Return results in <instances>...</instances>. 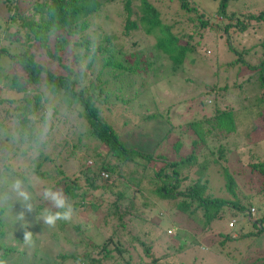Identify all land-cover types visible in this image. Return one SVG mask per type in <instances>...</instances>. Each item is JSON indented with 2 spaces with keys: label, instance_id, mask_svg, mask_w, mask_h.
I'll list each match as a JSON object with an SVG mask.
<instances>
[{
  "label": "rangeland",
  "instance_id": "obj_1",
  "mask_svg": "<svg viewBox=\"0 0 264 264\" xmlns=\"http://www.w3.org/2000/svg\"><path fill=\"white\" fill-rule=\"evenodd\" d=\"M10 1L16 5L20 12L28 13L27 10L34 0ZM193 1L200 6V12L205 10L208 15L212 16L211 21L213 23H215L214 18L221 20L216 13L218 0ZM153 2L160 10L164 23L172 24V30L180 33L183 25L174 22V20L181 18L187 22L188 19L185 12L180 11L179 1L154 0ZM263 6L264 0H230L228 3V8L233 13L240 15L249 12L258 13ZM4 10L5 6L0 3V47L4 46L13 52L21 51L24 45L8 37L9 33H13L20 27H17L16 23L6 24L4 22L7 18ZM122 11L120 4L106 5L100 16L92 19L90 27L83 34L84 38L90 41V48H85L79 44L70 46L71 49L63 54L65 59L62 58L58 64L53 63L55 68L64 72L65 69L60 68L62 63H69L68 58L75 59L74 65L85 68L87 79H92L99 71L102 80L113 79L108 82L110 89L104 91L112 102L101 103L100 107L103 117L117 132L121 140L134 149L149 152L155 156L163 155L168 160H176L177 157L186 155L190 150V139L196 137L191 130H185L184 140L186 142L180 151L174 150L176 138H181V131L177 126L184 125L190 120L201 119L200 117L209 115L210 111L216 108L228 107L231 109L236 132L223 138L214 134L216 129L212 133H207V145L201 149L199 161L203 162V157L216 158L219 155L220 145L223 146L226 153L228 160L226 164L229 170L238 168L250 161L251 155H254L255 160H260V157L264 156V136L257 132L259 124L257 114L264 108V105L263 108H260L257 103L259 93L262 91L257 80L258 74L252 73L242 62L232 64L233 66L227 65L236 59L237 53L228 48L225 39L215 35H208L205 38L206 46H208L206 49L202 47V51L192 53L190 57L193 61L188 59L185 61L186 69H174L167 57L155 49L156 39L153 35L147 34L143 30L125 32L126 18ZM214 26L216 27V23ZM19 33H22L21 29ZM263 33L264 25L259 24L254 30L251 29L231 37L233 46L240 49L239 51L247 62H258V56L264 50V45L259 44ZM105 36L111 38V44L104 41ZM98 43L110 49L121 51L129 62H133L136 55H139V59L143 63L147 60L152 61V64L139 77L147 82V88L142 89L141 86L131 83L128 79L120 80L119 78L123 77V74L113 78V75L119 70L104 65L105 53L98 51L94 54L92 52ZM254 45L255 47H252ZM243 48L244 52L241 50ZM31 49L40 61L50 60L37 46H32ZM72 53H77L80 57L74 58ZM116 58H119V55H116ZM89 60L94 61L91 62L90 67H88ZM0 65V99L8 97L22 101L25 98L32 99L33 94L38 92L42 93L43 98L46 99L44 103L46 121L43 122L39 119L38 123L35 122V128L40 129L42 133L51 128L52 142L48 145L47 150L55 154L53 163L61 162L65 172L70 175L68 178L74 177L73 174L80 177L78 171L87 159H92L93 165H95V160L89 152H92L93 148H98L100 144L91 141L86 136H80L81 133L88 131V125L73 111L75 107H65L58 97L53 96L49 89L43 85L30 89L27 91V95L22 90H19L22 92L12 90L8 85L7 75L10 71L17 70L11 66L10 60L5 55H0ZM19 84L22 88L24 80H19ZM211 87L214 89L204 91ZM172 125L174 126L172 127ZM193 125L197 127L196 124ZM68 127L71 128L69 130L71 134L67 132ZM200 127L202 129V126ZM41 136L46 137L45 134ZM78 137H80V142H78ZM15 139L17 136L12 140V143ZM181 140L183 141V139ZM1 143L3 142L1 141ZM78 143L80 144L77 145ZM70 152L72 154L67 155ZM14 160L13 157L9 161L0 162V209H3L0 216L5 223L6 232L3 241L7 245L16 246L19 249L18 252L13 253L11 260H8L13 262L8 264H78V262H74L70 254L77 256L86 251H93L90 243L105 242L109 234L116 229L119 223L118 219H113L112 216L107 215V225L102 222L101 214H104V210L117 200L116 196L108 189L103 190V192L99 189L91 195L96 203H101L99 209L91 210L86 207L81 212L75 210L73 218L66 221L65 226H60L58 221L54 227L45 225L43 220L38 219V217L42 213L40 210H44L47 206L45 205L39 211L35 207L38 200L34 199V195L36 190H40L38 188L40 184L34 175L26 173L28 180H22L24 187L33 197L34 210L31 213L24 209L22 200L12 191L13 182L19 178L3 165H8L13 170L15 167ZM106 160L116 170L111 174L115 179L112 191L125 189L124 186H128L125 191L130 194V191L136 187L134 183L141 177L142 165L132 161H122L121 158L112 153L106 156ZM90 161L87 160L86 164L90 165ZM160 165H162L161 161L157 163V166ZM186 167L187 165L183 168L186 169ZM220 168L219 163L214 162L208 172L204 171L203 173L209 179L208 189L212 190L213 194L228 196L224 187L225 181L221 175L222 168L221 170ZM199 173L194 172L192 178L198 177ZM28 181L33 185V189L28 187ZM240 181L239 179V184ZM104 182L105 180L102 179L101 183ZM79 183L83 184L81 178ZM127 194L122 199L117 200L121 211H124L125 208L128 209L130 197ZM143 194L144 197L138 193L135 195L132 204L134 209L124 218L127 236L124 234V239L121 238V241L125 242L128 253H123L124 258L116 253L115 259L109 261V264H125L128 255L131 256L132 264H151L149 257L143 255L141 247L138 245L133 249L134 244H131L135 240V235L140 234V231L151 238H146V240L147 244L151 243L153 246V255L167 254V261L171 263L181 261L183 264H248L251 260L254 263H263L262 246L264 239L260 242V237H244L224 245L226 251L232 252L236 260H228L215 250L221 235L225 233L235 235L239 228L244 231L248 230L250 222L244 219L242 213L237 212L234 215L237 224L233 228L228 225L232 218L231 214L225 210L221 218L213 219L211 223L206 224L207 229H203L199 215L190 217L186 213L174 210L172 204L181 200V197L156 199L146 190H143ZM142 202L148 205L143 206ZM254 207L256 210L252 215L257 218L262 214L264 201H255ZM22 211L25 213L24 220L19 219ZM87 217L91 222L87 221L86 223ZM128 220H131L132 223H128ZM25 224L27 225L26 230L32 233L31 242L27 244L23 239L24 229L22 225ZM168 229H173V235L159 239L157 231L162 230L168 233ZM142 239L145 238L142 237ZM110 246L112 247L113 244ZM61 254L69 256L62 263L55 258Z\"/></svg>",
  "mask_w": 264,
  "mask_h": 264
},
{
  "label": "trees",
  "instance_id": "obj_2",
  "mask_svg": "<svg viewBox=\"0 0 264 264\" xmlns=\"http://www.w3.org/2000/svg\"><path fill=\"white\" fill-rule=\"evenodd\" d=\"M153 1L34 0L27 10L28 13L20 12L10 0L0 2L5 6L4 13L6 12L5 17L7 18L4 22L6 24L16 23L17 27L22 30V33H19L20 29H17L13 33H9L8 37L24 45L23 50L14 52L9 51L4 46L0 47V55L7 56L11 66L17 70L10 71L7 75L9 87L14 91H24L25 95H27V91L36 86L43 85L47 87L50 93L58 97L65 107H75L73 111L87 123L88 131L81 133L80 136H86L91 141L100 144L98 148H93L92 152H89L95 160V165H93L92 159H87L91 160L90 165L86 164V160L84 165H82L83 167L78 171L80 172V177L77 174H73L72 176L74 177L68 178L70 175L63 169V164L61 162L58 164L53 163L55 154L47 150L48 145L52 142L51 128L48 131H43L44 133L40 129L35 128V122L38 123L39 119L43 122L46 121L44 117L46 99L43 98L42 93H34L32 99L25 98L22 101H16L8 97L0 99V137L2 138H0V143L1 141L3 142L0 144V162L9 161L14 157L15 167L13 170L8 165H3V167L13 171L20 180H28L26 173L34 175L40 184L38 187L40 190H36L34 195V199L38 200V204H35L37 211L44 208L45 205L50 207L40 197L41 191L45 187L63 190L77 212H81L86 207L91 210L99 209L101 203H96V200L91 197L99 189L102 192L105 189L110 190L117 200L125 197L127 194L125 189L128 186H124L125 189L112 191L115 179L111 174L116 170L106 160V156L110 153L121 158L122 161H132L142 165L141 177L134 183L135 189H132L130 194H127L130 197L128 209L125 208L124 211H121L116 200L104 210V214L100 212L104 225H107V215L112 216L113 219H118L119 223L116 229L109 234L105 242L100 244L96 242L90 243L89 245L93 251H86L77 256L70 254L74 262H78V264H109V261L115 259L116 253L121 257L124 252L128 253L125 248V242L121 241V238L124 239V234L127 236L124 218L134 209L132 204L135 195L138 193L141 197L145 196L143 190H146L156 199H176L181 197V200L172 204L175 208L174 210L186 213L190 217L199 215V220L201 219L200 222L203 223V229L213 219L221 218L225 210H228L231 214L232 218L230 220L233 219L235 221L233 226L235 227L237 219L234 218V215L237 212L242 213L244 219L250 222L248 230L244 231L239 228L235 236L231 235V233L221 235L218 247L217 249L215 248L217 253L228 260H236L233 253L226 251L223 247L228 242L244 237H260V242L264 239V209L257 218L252 215L256 210L254 207L255 201H264V156L260 157V160H255L254 155H251L250 161L238 168L229 170L226 164L228 161L226 153L223 146L220 145L218 149L219 155L216 158L203 157L204 161H199L201 149L207 145V133H212L216 129L214 134L219 138H223L225 136L229 137L236 132L230 108H216L211 110L209 115L200 117L201 119L190 120L184 125L177 126L181 131V138H176L177 140L173 146L174 150L180 151L184 142H186L184 140L185 130H191L196 137L190 139V150L186 155L177 157L176 160H168L163 155L155 156L152 153L127 146L103 117L100 105L101 103L112 102L104 91L110 89L108 82L113 79L109 81L102 80L100 71L92 79H87L85 68H79L74 65L75 59L71 60L68 58L69 63H62L60 68L62 70L65 69L66 72H60L53 65V63L58 64V62H61L62 58L63 60L65 59L63 54L71 49L70 46L79 44L85 48H90V41L84 38L83 34L90 27L92 19L100 16L106 5L120 4L123 9L122 14L126 18L125 32L143 30L145 33L153 35L156 39L155 49L167 57L174 69H186L185 61L187 59L193 61L190 57L192 53L202 51V47L205 49L208 47L205 42V38L208 35H215L225 39L228 48L237 53L236 59L231 61L230 64L227 63V65L233 66L232 64L242 62L252 73L258 74L257 80L262 87V91L259 93L257 103L260 108H263L264 50L258 56V62L249 63L243 58L244 56L239 51L240 49L233 46L231 37L251 29L254 30L259 24L264 25V6L258 13L249 12L241 13L240 15L233 13L228 8L230 0H218L216 13L221 20L213 19L216 23L215 27V23L211 21L212 16L208 15L205 10L200 12V6L193 0H177L180 3V11L185 12L188 21L186 22L181 18L174 20V22L183 25L180 33H176L172 30V24L164 23L160 10ZM191 21L192 23L190 24ZM76 37H78V40H76ZM104 41L111 44L112 40L105 36ZM259 44L264 45V33ZM32 46H37L41 49L50 60L46 62L40 61L36 53L31 49ZM252 47H255V45ZM241 50L245 51L244 48ZM98 51L106 55L104 58L105 66H111L119 70L113 75V78L123 74V77L119 78L120 80L128 79L131 83L141 86L142 89L147 88V82L139 77L152 64V61L147 60L143 63L139 59V55H136L133 59L134 61L129 62L121 51L110 49L100 43L92 50L94 54ZM116 55H119V58H116ZM72 57L78 59L80 55L76 53ZM91 62L93 63L94 61L89 60L88 67L91 66ZM21 79L24 80L22 88L19 84ZM213 89L214 87H211L204 91ZM257 116L259 121L257 132L264 136V108L258 112ZM193 124H196L197 127H194ZM200 126H202V129ZM67 129V132L71 134V131H69L71 128L68 127ZM42 134H45L46 137H42ZM16 136L17 139L12 143ZM78 142H80V137H78ZM70 154L72 152L67 155ZM160 161L162 165L157 166ZM214 162L219 163L222 168L221 175H223L224 187L228 196H217L211 192L212 190L208 189L209 179L203 172H208ZM186 165L187 167L184 169L183 167ZM196 171L200 172L199 176L192 178ZM102 173L107 175L103 176ZM80 178L83 184L79 183ZM102 179L105 180L104 183H101ZM239 179L241 180L240 184ZM27 185L33 189V185L29 181ZM239 189L241 190L238 191ZM141 204L143 206L148 205L144 202ZM150 204L153 205V203ZM252 208L254 211H252ZM40 211L43 212L42 209ZM2 212L3 209H0V215ZM87 221L91 222L88 217L86 223ZM58 222L61 224L60 226H65L67 223L64 220ZM127 222L132 223L131 220ZM4 226L5 223L0 216V260L8 264L13 262L8 260H11L13 253L18 252L19 249L16 246L4 243L3 240L6 235ZM167 231L168 233L162 230L157 231L158 238L173 235V229H168ZM142 237L145 239L143 240ZM146 238L151 239L143 231H140L138 235L136 234L134 242L131 243L134 244L133 249L139 245L143 255L149 257L151 264H167L168 255H153V246L151 243L147 244ZM110 244H113V246L111 247ZM262 247V258L264 260V244ZM68 257L65 254H61L55 258L62 263ZM124 257L125 255L122 258ZM125 264H132L130 255L125 259ZM168 264L183 263L174 261V263L168 262ZM248 264L258 263H254L251 260ZM262 264H264V261Z\"/></svg>",
  "mask_w": 264,
  "mask_h": 264
},
{
  "label": "clouds",
  "instance_id": "obj_3",
  "mask_svg": "<svg viewBox=\"0 0 264 264\" xmlns=\"http://www.w3.org/2000/svg\"><path fill=\"white\" fill-rule=\"evenodd\" d=\"M12 191L22 200L23 207L27 212L31 213L34 210L33 197L32 194L24 187L23 181L16 179L12 186ZM40 197L42 200L46 201L50 207H46L42 213L39 214L38 219H42L45 225L54 227L57 221L64 220L70 221L74 214V207L65 195L63 190L54 189L53 187H45L42 189ZM20 220L25 219V213L22 211L19 215ZM24 229V242L30 243L32 239V233L27 231V225H22ZM0 264H5V261L0 260Z\"/></svg>",
  "mask_w": 264,
  "mask_h": 264
},
{
  "label": "built area",
  "instance_id": "obj_4",
  "mask_svg": "<svg viewBox=\"0 0 264 264\" xmlns=\"http://www.w3.org/2000/svg\"><path fill=\"white\" fill-rule=\"evenodd\" d=\"M102 175L103 176H106L107 174L106 173H102ZM252 211H254V209L252 208ZM234 223H235V221L232 219V220H230V222L228 223V225H229V227H233L234 226Z\"/></svg>",
  "mask_w": 264,
  "mask_h": 264
},
{
  "label": "crops",
  "instance_id": "obj_5",
  "mask_svg": "<svg viewBox=\"0 0 264 264\" xmlns=\"http://www.w3.org/2000/svg\"><path fill=\"white\" fill-rule=\"evenodd\" d=\"M231 228V227H230ZM233 228V227H232ZM233 235V234H232ZM236 235V234H235ZM235 235H233V236H235Z\"/></svg>",
  "mask_w": 264,
  "mask_h": 264
}]
</instances>
